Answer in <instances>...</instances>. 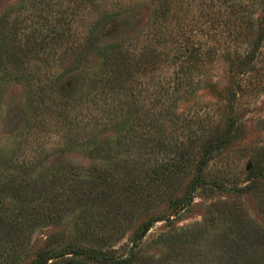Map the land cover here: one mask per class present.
Segmentation results:
<instances>
[{"label": "trees", "instance_id": "obj_1", "mask_svg": "<svg viewBox=\"0 0 264 264\" xmlns=\"http://www.w3.org/2000/svg\"><path fill=\"white\" fill-rule=\"evenodd\" d=\"M23 1L15 16L14 9L0 15V74L11 80L36 78L43 86L56 84L59 141L53 151L65 153L74 146L88 150L90 165L60 167L50 174L37 170L38 161L47 157L43 151L24 161L16 155L0 159V264L22 261L28 254L29 234L42 224L61 228L58 236L68 231L82 245H66L56 252L55 234L36 264L68 254L96 264H135L144 237L155 223L171 217L151 215L136 229L128 252L118 255L111 249L116 239L113 231L123 220L171 200L181 185H185L181 202L174 200L168 206L174 214L188 206L197 192L218 189L241 194L255 185L253 180L245 187L228 188L204 178L212 154L227 141L230 131L220 143L211 141L198 159L194 147L176 146L196 145L191 135L176 142L160 132L172 116L170 103L185 86L203 78V59L214 58L221 25L238 20L230 29L234 40L243 39L245 30L252 27L240 3L190 1L198 13L187 26L183 7L189 0H173L177 17H165L163 28H152L141 42L127 43L106 41L96 33L100 21L116 12L95 0ZM263 40L264 34L259 42ZM89 57L100 60V66L90 79L88 96H72L78 94L77 87L75 93L63 87L66 75ZM251 61L249 56L245 63ZM49 91L39 87L33 103L41 104L38 97ZM138 119L141 125L135 123ZM108 130H116L119 136L112 149H106L109 144L99 138ZM166 156L170 157L165 160ZM256 244L264 251V242Z\"/></svg>", "mask_w": 264, "mask_h": 264}, {"label": "rangeland", "instance_id": "obj_2", "mask_svg": "<svg viewBox=\"0 0 264 264\" xmlns=\"http://www.w3.org/2000/svg\"><path fill=\"white\" fill-rule=\"evenodd\" d=\"M95 1L116 12L98 25L96 33L106 41L136 43L137 39L141 42L152 28H163L165 17H177V13L172 12V8L177 7L174 3L172 6L173 0ZM190 1L193 0L183 7L187 26L189 21L196 20L193 17L198 13ZM235 1L242 5L241 10L246 12L252 27L245 30L243 39L234 40L230 29H234L238 20L233 18L232 23L221 25L214 58L203 59V78L192 86H185L181 95L170 103L172 116L167 118L160 132L170 141L175 137L176 142L186 141L191 135L196 145L176 146L178 149L194 147L198 159L211 141H215L214 145L220 143L230 131L227 141L212 154L203 171L204 178L228 188L245 187L253 180L256 183L241 194L218 189L197 192L188 206L174 214L168 206L174 200L181 202L185 191V185H181L182 189L171 200L166 199L157 207L154 205L149 213L142 212L123 220L121 227L113 231L116 239L111 249L118 255L128 252L134 243L136 229L151 215L171 217L170 221L164 219L155 223L144 237L135 264H264V251L256 244L264 242V40L259 42L264 34V3L261 0ZM22 2L0 0V15L6 9H14L15 16ZM201 33L205 34L199 31ZM249 56L253 61L247 65L245 61ZM99 66L100 60L89 57L76 71L66 75L63 87L71 93L77 87L78 94L72 96L87 95L90 79ZM29 80H11L0 74V159L16 155L19 161H24L36 151H43L47 157L38 161L41 162L39 171L48 170L51 174L60 167H88V150L74 146L65 153L53 151V145L59 141L56 138V113L59 111L56 84L43 86L36 78ZM39 87L50 91L45 96H37L41 104L36 105L33 100ZM72 112L71 115H75L76 112ZM135 123L141 125L140 119ZM138 131H141L140 126ZM153 133L158 137L157 128ZM118 137L116 130H108L99 138L109 144L106 149H112ZM158 159L162 160L163 156ZM189 179L190 176L184 184ZM60 230L43 224L33 229L29 234L28 254L17 264H36L38 257L49 248L47 240L55 234L56 252L66 245H82L74 242L75 236L68 231L58 236ZM47 264L96 263L68 254Z\"/></svg>", "mask_w": 264, "mask_h": 264}]
</instances>
